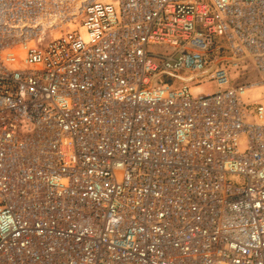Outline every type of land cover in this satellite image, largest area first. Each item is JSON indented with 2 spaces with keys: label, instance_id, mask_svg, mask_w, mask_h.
<instances>
[{
  "label": "built area",
  "instance_id": "1",
  "mask_svg": "<svg viewBox=\"0 0 264 264\" xmlns=\"http://www.w3.org/2000/svg\"><path fill=\"white\" fill-rule=\"evenodd\" d=\"M0 264H264V0H0Z\"/></svg>",
  "mask_w": 264,
  "mask_h": 264
},
{
  "label": "rangeland",
  "instance_id": "2",
  "mask_svg": "<svg viewBox=\"0 0 264 264\" xmlns=\"http://www.w3.org/2000/svg\"><path fill=\"white\" fill-rule=\"evenodd\" d=\"M161 50H162L161 48L158 49L156 47H150V51H152V52H158V51H161ZM166 77L168 78V76H166ZM168 79H170V78H168ZM202 87H203L204 91H206V92H210V91H214L215 90V87L213 85L207 84V83L202 85ZM257 92H258V90L255 91L256 94L254 95V98L257 99V100H260V96L257 94Z\"/></svg>",
  "mask_w": 264,
  "mask_h": 264
},
{
  "label": "bare ground",
  "instance_id": "3",
  "mask_svg": "<svg viewBox=\"0 0 264 264\" xmlns=\"http://www.w3.org/2000/svg\"><path fill=\"white\" fill-rule=\"evenodd\" d=\"M161 76H162V77H163V76H168V78H170V79H172V78H173L172 76H170V75H167V74H162Z\"/></svg>",
  "mask_w": 264,
  "mask_h": 264
}]
</instances>
